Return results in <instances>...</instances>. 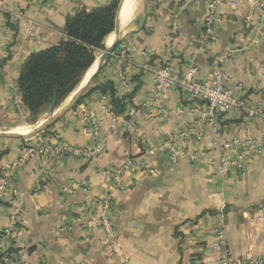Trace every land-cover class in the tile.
Wrapping results in <instances>:
<instances>
[{"label":"crops","instance_id":"0c3cea01","mask_svg":"<svg viewBox=\"0 0 264 264\" xmlns=\"http://www.w3.org/2000/svg\"><path fill=\"white\" fill-rule=\"evenodd\" d=\"M0 1L3 133L16 122L11 98L26 59L61 41L68 17L112 0ZM212 1L143 2L79 105L43 138L89 152L102 143V154L97 160L34 155L11 178L0 200V231L15 214L12 237L21 252L9 264H218L212 248L219 228L232 259L264 258V152L244 172L220 175L207 163L233 158L235 142L261 138L264 118L227 113L213 131L205 104L173 87L166 100L154 97L148 104L154 85L144 67L168 65L180 77L193 61L198 77L207 79L210 56H220L223 75L240 89L245 108L264 111V0H259L263 10L252 13L246 0H222L215 39L208 55H201L196 50ZM15 14L21 16L18 22L12 20ZM107 84L119 110L110 92L100 91ZM146 104L128 133L122 121ZM22 148L20 140L0 137V175L21 157ZM173 151L180 153L175 163ZM197 151L206 161L191 164L189 156ZM118 173L121 189L107 176ZM106 200L112 202L116 254L96 224Z\"/></svg>","mask_w":264,"mask_h":264},{"label":"built area","instance_id":"2783aa9c","mask_svg":"<svg viewBox=\"0 0 264 264\" xmlns=\"http://www.w3.org/2000/svg\"><path fill=\"white\" fill-rule=\"evenodd\" d=\"M222 0H213L208 8V13L203 22L204 33L199 40V47L196 50L197 54L208 55V46L214 41V28L216 23V9L221 4ZM233 5L236 3L232 2ZM246 4L249 8V13L259 9L263 10V6L259 0H246ZM0 9H2V3L0 1ZM20 14H15L12 18L13 22L20 20ZM261 19L264 20V14ZM172 34H175V23H172ZM223 57L210 56L211 74L207 79H200L197 73V65L195 62H191L186 71L178 77L174 74L173 69L166 66H153L144 67L143 70L149 73L153 78V90L149 96L148 104L151 103L154 97H159L161 100H166L169 89L177 88L180 93L189 95L205 104V118L211 130L216 131V121L220 115H224L231 112L245 111L248 118L254 119L255 117L264 118V111L246 109L245 102L242 99L240 89L230 84L229 80L223 75L222 64ZM121 59L118 63L121 64ZM12 103L19 110H26L21 102L20 92L17 86L13 88ZM146 105L132 109L127 117L122 121L123 127L128 133H132L137 119L142 116L146 110ZM90 121L94 122V117L89 116ZM184 134L181 135V137ZM175 138V137H174ZM237 147V152L233 158L221 157L218 161V173L220 175H227L231 170L237 172H244L249 162L255 157L261 155L264 152V135L259 139H247L234 143ZM165 146H170L169 142ZM103 150V144H96L92 151H85L79 148H75L67 143H50L48 140L39 137L33 146L22 150L21 157L10 165L2 174L0 178V200L4 197L10 180L13 177L17 168L21 167L29 158L34 155L46 156V155H66L72 157H96L100 155ZM203 153L199 151L190 155V160L195 163H204L206 159ZM180 157V153L172 152L170 155V161L175 163ZM112 178L116 179V176L112 175ZM106 206L107 203L105 202ZM101 226L107 233H109V227L107 221L101 217ZM16 224L15 214L10 215L9 226L3 231L0 236V264H9L12 259L15 258V254L8 252V243L12 238V231ZM212 250L218 256V264H264V258L261 259H232L228 251V245L224 232L219 228L216 232V242L213 245Z\"/></svg>","mask_w":264,"mask_h":264},{"label":"trees","instance_id":"16d2710c","mask_svg":"<svg viewBox=\"0 0 264 264\" xmlns=\"http://www.w3.org/2000/svg\"><path fill=\"white\" fill-rule=\"evenodd\" d=\"M119 1L112 0L91 11L79 10L66 19L61 41L26 59L16 86L30 116H37L46 108L52 112L77 88L95 61L93 51L104 49L105 40L116 30ZM2 64L0 60V68ZM100 91H109L112 104L119 110L111 84Z\"/></svg>","mask_w":264,"mask_h":264},{"label":"rangeland","instance_id":"374dc122","mask_svg":"<svg viewBox=\"0 0 264 264\" xmlns=\"http://www.w3.org/2000/svg\"><path fill=\"white\" fill-rule=\"evenodd\" d=\"M145 0H138V6H137V10L135 12V14L137 13V11L140 9L141 5L143 4ZM126 31V27L124 28V32ZM115 34V32H114ZM108 39V38H107ZM107 39L105 40V45H104V49L100 50V49H97V50H94L93 51V54H94V59L95 61L102 55V52L107 48ZM110 57V56H109ZM94 61V62H95ZM91 68V67H90ZM92 71V69H91ZM90 69L87 70V72L85 73L82 81L80 82V84L77 86V88L74 90L75 92L77 91V89L80 87V85L83 84V80L84 78L86 77V75H88L90 72ZM72 92V94H70L60 105L59 107H57L55 110H53L52 112H49L48 109L46 108L45 110H43L42 113H40L39 115L37 116H30V114H28L27 110H22V111H19L14 105H13V111H14V115H15V118H16V122L14 123L13 125V129L8 131V132H3L2 134H8V133H13L15 131H31L32 129H34L36 126H38L39 124L45 122L53 113H56L59 111V109H61L67 102L68 100L70 99V96H72L75 92ZM67 100V101H66ZM12 101V100H11ZM13 104V103H12ZM76 108V107H75ZM52 126V125H51ZM49 126L47 129L43 130L42 132L32 136V137H27V138H24V139H16V140H20L21 143H22V150L24 149H27L28 147H31L34 145V141H37V139L39 137H42L44 138L45 135H47V131L49 130V128L51 127ZM14 130V131H13ZM102 153H100L101 155ZM99 157V155H97L96 157H94L93 160H97ZM82 159H92L93 157H88V158H83V157H80ZM189 162L191 164H194L195 162H193L192 160H190V156H189ZM172 163V162H171ZM207 163L208 165H214L215 168H216V171L218 173V169H217V164H218V161L215 162V161H210L209 159L207 160ZM128 165V164H127ZM219 174V173H218ZM120 175L121 173H118V174H113V176H116V179L115 178H112V175H107L109 177V179L115 181V184H116V188L117 189H121V185H120V181H119V178H120ZM2 177V175H0V178ZM105 202L107 203V206L105 204ZM102 206V209L100 210L99 212V217H98V220L96 221V224H97V227H99V229L101 230V232L103 233V237H104V241L106 242V246L110 249V252L113 253V254H116L117 252V238H116V233H115V230H114V227H113V211H112V202L111 200H106ZM101 217H104L103 219H105L107 221V224H108V227H109V233H107L105 231V229L103 228V225L101 226V221H102V218ZM87 225H90V222L87 223ZM17 228V223L15 224L14 226V229ZM13 229V230H14ZM5 229L1 230L0 231V236L3 234V231ZM13 232V231H12ZM217 232V231H216ZM11 240H8L10 241L8 243V252H12L15 254V258L16 259L18 257V254H20V249L16 248V243L14 242V236L12 238H10ZM214 252V251H213ZM22 255V254H21ZM2 256L0 255V258ZM13 259V260H14ZM12 261V260H11ZM10 261V262H11Z\"/></svg>","mask_w":264,"mask_h":264},{"label":"water","instance_id":"95a60500","mask_svg":"<svg viewBox=\"0 0 264 264\" xmlns=\"http://www.w3.org/2000/svg\"><path fill=\"white\" fill-rule=\"evenodd\" d=\"M126 0H120L117 10V16H116V30H115V40L114 42L107 46V48L102 52V55L93 63V69L91 71L90 76L85 81V83L82 85L80 89H78L72 97L68 100V102L59 109L58 112L53 113L45 122L39 124L31 131H28L25 134H14V133H8V134H2L0 133V137L3 138H9V139H24L27 137H32L43 130L47 129L49 126L54 124L58 119H60L63 115H65L67 112L71 111L73 107L76 105L84 91L87 89V87L90 85L91 81L93 80L94 76L100 71L104 63L108 60L109 56L113 54L114 50L118 46V44L121 42L123 37V29L121 27V13L123 4ZM91 66V67H92ZM72 94V93H71Z\"/></svg>","mask_w":264,"mask_h":264},{"label":"bare ground","instance_id":"6f19581e","mask_svg":"<svg viewBox=\"0 0 264 264\" xmlns=\"http://www.w3.org/2000/svg\"><path fill=\"white\" fill-rule=\"evenodd\" d=\"M137 6H138V0H126L124 2L123 8H122V13H121V25H122L123 29L125 27L127 28L130 25L131 21L133 20L134 15H135V12L137 10ZM115 35L116 34L113 33L107 37L108 38L107 39V46L111 45L114 42L115 37H116ZM92 69H93V67H92ZM82 85H80V87H82ZM80 87L78 89H80ZM70 97H72V96H70ZM27 132L28 131H15L13 133L14 134H25Z\"/></svg>","mask_w":264,"mask_h":264}]
</instances>
